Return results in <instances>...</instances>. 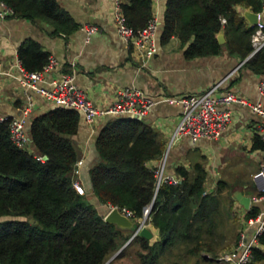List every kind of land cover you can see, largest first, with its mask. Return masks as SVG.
I'll use <instances>...</instances> for the list:
<instances>
[{
    "label": "trees",
    "instance_id": "obj_1",
    "mask_svg": "<svg viewBox=\"0 0 264 264\" xmlns=\"http://www.w3.org/2000/svg\"><path fill=\"white\" fill-rule=\"evenodd\" d=\"M0 2L10 8L13 17L41 20L53 33L66 35L78 27L56 0ZM262 4V0H166L159 41L175 36L182 45L187 43L186 59L205 57L220 52L222 45L215 35L222 29L228 52L244 58L255 26H246L235 7L258 13ZM119 7L134 32L152 19L151 0H120ZM16 56L21 68L31 72L41 70L49 55L27 38ZM244 64L254 73L263 72L264 50ZM48 106L30 114L26 123L34 153L10 140L11 117L0 121V264H118L123 260L132 264H218L219 252L236 244L240 225L232 210L231 191L219 179L204 192L203 156L190 160L188 167L173 166V174L179 177L176 184L162 182L156 187L154 168L166 146L160 133L143 118L103 119L94 136L97 159L87 170L91 192H76L72 170L79 153L72 137L82 117L74 109ZM250 149L264 153V139L253 134ZM150 204L144 224L154 234L150 238L135 234L125 245L133 229L104 221L98 210H128L136 227ZM257 213L250 207L244 217ZM250 255L246 264L264 262V231L256 235Z\"/></svg>",
    "mask_w": 264,
    "mask_h": 264
},
{
    "label": "crops",
    "instance_id": "obj_2",
    "mask_svg": "<svg viewBox=\"0 0 264 264\" xmlns=\"http://www.w3.org/2000/svg\"><path fill=\"white\" fill-rule=\"evenodd\" d=\"M56 1L78 25L69 34L53 33L52 27L41 20L16 18L11 14L0 18V115L17 117L26 105V94L18 83L20 73L17 66L20 64L16 50L27 38L38 42L57 61L38 82L43 87H50L48 82L51 79L67 74L72 76L73 83L96 106L108 105L115 92L127 86L137 88L145 97L157 101L142 118L160 133L165 146L179 119L181 108L164 99L202 93L212 87L214 95L232 91L244 103L230 102L221 106L230 115L222 135L217 138H198L194 142L187 136L181 137L170 145L165 157V169L173 173L174 165L188 167L190 160L203 156L206 181L208 177L215 178L213 183L219 179L227 181L233 198L232 210L236 213L240 231L249 238L253 225L244 222L247 209L233 195L234 192H240L250 197L264 189V153L250 149L253 134L260 137L264 135V119L251 109L258 104L264 111V92L260 94L258 91L259 82L264 81V71H250L244 64L245 57L229 53L222 29L215 35L222 36V42L219 43L222 45L221 50L215 55L186 59L183 50L187 43L182 45L175 36L160 43L166 0H151L152 19L157 25V49L145 59L139 57L134 47L115 31L111 18L114 0ZM235 9L240 16L250 11L243 6H236ZM257 14V21L264 24V3ZM243 19L246 26H250ZM83 25H93L96 30L87 34L82 29ZM26 92L33 101L25 117L27 123L30 114L41 112L49 106L39 94L31 90ZM102 123L103 119L89 125L80 119L78 130L72 137L79 153L78 159L82 161L78 173L74 174L75 181L85 193L91 192L87 170L97 159L94 136ZM250 207H255L258 213L264 211V197L249 202ZM144 226L152 236V228L148 224Z\"/></svg>",
    "mask_w": 264,
    "mask_h": 264
},
{
    "label": "built area",
    "instance_id": "obj_3",
    "mask_svg": "<svg viewBox=\"0 0 264 264\" xmlns=\"http://www.w3.org/2000/svg\"><path fill=\"white\" fill-rule=\"evenodd\" d=\"M262 3H264V0H262ZM0 5V18L11 14L10 8L2 2ZM111 10V18L115 31L123 40L134 47L139 57L145 59L156 52L157 43L155 40V32L157 25L154 19L149 20L142 28L134 32L125 22V18L119 7V0L113 1ZM221 21L223 22V19ZM254 26L249 37L250 50L245 59L252 57L260 50H264V24L256 21ZM82 29L87 34H90L96 30V27L93 25H83ZM56 64L57 61L55 58L48 56L46 64L39 71L26 72L20 65L17 66L20 73L18 83L26 94V105L21 110V115L10 119L8 130L10 140L19 148L28 149L31 146L29 136L26 132L25 117H27L26 115L31 110L33 101L29 94H27V90L39 94L48 104L76 110L81 115L82 120L89 125L112 116L136 115L142 118L149 108L157 102L142 95L139 89L127 86L117 90L112 102L108 105L96 106L73 83L72 76L67 74L58 79H51L48 82L50 84L48 88L39 85L38 82L42 81L45 73ZM213 89L214 87L205 92L189 94L181 98L164 99L168 103L178 104L181 108V114L171 132L164 154L155 165L156 187L162 182L176 184L179 181L177 175L168 173L165 169L166 153L173 142L184 136L189 137L192 142L198 138H217L221 136L226 124L230 120L228 110L221 106L230 102L244 103L243 99L232 91L220 92L218 95H214L212 94ZM258 91L260 94L264 92V81L259 82ZM251 109L264 119V111L258 104L252 106ZM4 118V116L0 115V121ZM261 138L264 139V135ZM36 159L43 160V156H37ZM81 163L82 161L80 159H77L74 163L72 170L74 174L78 173V168ZM73 187L78 193L84 192L82 186L76 181L73 182ZM263 197L264 193L261 195H252L249 197V202H256ZM111 208L109 207V209ZM118 211L129 219L132 215L130 211L123 208L121 210L118 209ZM144 213L145 210H143ZM244 222L248 225H253V231L250 237L246 238L242 231H240L236 244L228 252L220 254L217 257V261L224 264H246L248 262L251 256V247L255 245L256 235L264 231V211L256 214L254 217L246 218Z\"/></svg>",
    "mask_w": 264,
    "mask_h": 264
},
{
    "label": "water",
    "instance_id": "obj_4",
    "mask_svg": "<svg viewBox=\"0 0 264 264\" xmlns=\"http://www.w3.org/2000/svg\"><path fill=\"white\" fill-rule=\"evenodd\" d=\"M242 16L247 20V22L250 25H255L256 24L257 14L255 12L245 11L242 14ZM216 40H217L218 43H221L222 42V36L220 34H218L216 36ZM131 117H133L135 119H140V117H138L136 115H133ZM233 197L237 200V202L244 209H248V207H249V197L248 196H244L240 192H234ZM150 206H151V204L143 209V210H145V213L141 217L140 222H138L136 227L133 226L132 220L127 218L125 215L121 214L116 207H112L111 209H109L106 212V214L104 215L103 219H104V221L109 222V223H113V224H115L116 226H118L120 228L133 229L132 230L133 231L132 234L130 235L128 240L124 243V245H125L135 234H138V235L143 236L145 238H150L151 237L150 231L144 226V221L146 219V215H147V212L150 209ZM121 248H119L112 256H110L109 259L106 262H108L111 258H113L120 251Z\"/></svg>",
    "mask_w": 264,
    "mask_h": 264
},
{
    "label": "rangeland",
    "instance_id": "obj_5",
    "mask_svg": "<svg viewBox=\"0 0 264 264\" xmlns=\"http://www.w3.org/2000/svg\"><path fill=\"white\" fill-rule=\"evenodd\" d=\"M28 151H30V152H33L34 153V151H33V148L30 146L28 149H27ZM216 177H219V176H216ZM209 180V181H208ZM208 180L205 182V184H204V189H205V192H207V191H209L210 189H212L213 188V185H214V183H213V181L215 180V178L213 177H208ZM227 182V181H226ZM228 189L230 190V188L228 187ZM231 191V190H230ZM98 210H99V213L101 214V215H105L106 214V212L109 210V208L107 209H104V208H102V209H99V207H98ZM234 212V211H233ZM234 214L236 215V213L234 212ZM237 217V216H236ZM138 222H140V219H139V221ZM239 228L240 227H238L237 228V230H239ZM239 234H240V230H239ZM238 234V235H239ZM239 237V236H238ZM234 246V244H231L228 248H224L222 251H220L219 252V254L217 255V257L220 255V254H222V253H225V252H228L232 247ZM216 261H217V258H216ZM120 262V261H119ZM118 262V264H128L127 262H129V264H132L133 262L132 261H126V260H123V261H121V263H119ZM218 262V264H224V263H221V262H219V261H217Z\"/></svg>",
    "mask_w": 264,
    "mask_h": 264
}]
</instances>
